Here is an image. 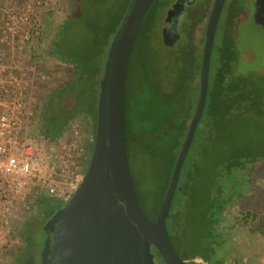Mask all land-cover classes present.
Instances as JSON below:
<instances>
[{"label":"trees","instance_id":"obj_1","mask_svg":"<svg viewBox=\"0 0 264 264\" xmlns=\"http://www.w3.org/2000/svg\"><path fill=\"white\" fill-rule=\"evenodd\" d=\"M157 1L142 23L135 46L144 33H152V29L154 30L162 18L159 11L169 3V0L158 3ZM129 3L130 0H125L119 6L112 23L108 22L107 17L110 12L114 14V7H107L100 17L98 12L91 14V10H81L78 0H69V7H63L67 11L66 15L59 24H56V20L62 9L58 5L37 8L40 17L31 21V39L24 42L27 60L37 67L40 62L45 61L53 66L54 71L51 74L44 72L46 81L38 83V90L33 97L36 122L29 131L33 136L44 140L48 148L61 143L68 126L80 118L85 121L87 136L94 137L98 83L104 68L108 44L113 39ZM153 11L159 16L148 25L146 32H143V25ZM224 13L226 16L219 30L218 24L215 37V41L218 38L220 45H214L211 54L204 110L183 163L166 219L171 245L179 257L187 261L186 264H239L237 260H233V252L225 250L227 233H223V227L224 224H230L229 209L245 203L247 198H250L256 174L264 166V126L260 128L256 124L264 119V71L261 75L257 74L259 69H264V64L258 65L257 71L248 70L249 66L246 65L243 73L238 72L234 33L238 17L241 15V7L235 1L223 9L222 15ZM208 15L209 10L194 17L192 24L185 29L187 37L178 50L166 47H156L154 50L162 84L156 89L152 87L148 96L150 99L166 102L171 109L176 105L181 106L182 111L176 114L173 111L157 115L152 113L153 127L142 133L147 142L150 141L159 149L160 160L164 162L168 174L158 206L151 218L136 190L141 208L151 220H155L158 214L198 102L200 82L195 88L193 82L197 78L200 80L203 50L198 49L194 32L198 24L203 21L206 24ZM102 21L105 24H102ZM72 27L83 31L95 48L81 51L82 49L72 46L73 41L67 36L68 29ZM36 32L39 35L35 36ZM148 38L152 41V34L151 37L148 35ZM35 40H38V43L32 45L30 41ZM92 60L94 63L91 68L89 65ZM128 76L125 123L129 159L128 151L136 134L132 121L131 98L127 90ZM69 102L72 103L70 107ZM252 126L258 129L251 131ZM85 145L90 157L93 142L86 140ZM38 197L34 199L33 205L29 206L30 211L34 208L39 210L42 203L50 214L63 207L47 200L39 201ZM239 214L240 216L235 217L237 224L249 227L251 222L255 221L257 225L253 231L264 234L263 219H258L250 211H241ZM37 225V221L31 217L23 226H16L14 233L23 247L11 256L10 264H28L29 250L35 245L33 235ZM234 226L232 224L230 228ZM155 258L164 264L157 252Z\"/></svg>","mask_w":264,"mask_h":264},{"label":"water","instance_id":"obj_2","mask_svg":"<svg viewBox=\"0 0 264 264\" xmlns=\"http://www.w3.org/2000/svg\"><path fill=\"white\" fill-rule=\"evenodd\" d=\"M156 0H130L108 44L100 75L93 149L83 180L74 196L45 224L36 264H186L174 251L166 219L181 169L201 119L209 83L210 59L225 0H215L208 18L200 68L199 97L168 188L155 220L143 212L129 168L126 150L125 96L129 64L142 23ZM169 10L162 33L171 31ZM177 26V24H175ZM174 28V27H173ZM170 45L169 43H166ZM241 50V49H240ZM258 65L241 58L244 66Z\"/></svg>","mask_w":264,"mask_h":264},{"label":"rangeland","instance_id":"obj_3","mask_svg":"<svg viewBox=\"0 0 264 264\" xmlns=\"http://www.w3.org/2000/svg\"><path fill=\"white\" fill-rule=\"evenodd\" d=\"M161 1L162 0H158L157 3ZM229 1L230 0H227V4ZM45 2L46 0H0V27L1 25L5 24V21L2 20L3 16L7 14L13 15L14 17H16V19L13 21V27L16 33L21 36L24 31H28V26L26 25V22L19 20V18L24 15H30L32 19L35 20V18L40 17L37 8L46 7L48 5H56V7L59 6L62 9L60 10L61 14L59 18H57L56 20V24H59L66 15L67 11H65L63 7H69V0H48L46 6ZM124 2L125 0H78V3L81 5V10H91V14L98 12L99 14H97L100 17L103 16L104 11L107 7H114V14L110 12L107 17L108 22L111 21V23L114 20L115 14L119 10V6ZM184 4H186V0H169L168 5H166L162 10L159 11V13H161L162 15L159 24L154 27V30L152 29V33L151 31H149L150 34L147 35L146 33H144L138 40L135 48L133 49V54L131 56L129 64L127 90L131 98V107L133 112L132 121L134 126V134L136 135L128 151V162L135 189L137 190L139 199L150 218L152 217L158 206L159 198L168 174L164 168V162L160 160L161 158L159 157V149L150 141L147 142L142 137V133L152 129V113L157 115L162 112L173 111L176 114L177 112L182 111L181 106L176 105L171 109L166 102L153 100L148 96L149 90L152 87L156 89L160 84H162L158 71V60L155 56L154 50L156 47L165 48L167 46L162 43L161 28L163 27L162 24L164 18L167 16L166 13H168V9L171 7L170 10H172V8L175 7L179 11V9L182 10ZM227 4L225 3V8H227ZM177 10L174 11V13L171 15V18L177 17ZM152 13H150L152 15H150L151 18L149 16V18L146 19L143 25V32H146L148 25H150L151 22L159 16L158 14L156 16V12L154 11ZM223 20L224 19L222 18L219 23L218 30L221 29ZM101 23L105 24L104 21H102ZM10 25H12V23H10ZM103 26L105 27V25ZM5 28L6 26L3 27V29ZM68 30L69 31H67V36H69V39L73 41L72 46H74L76 49L80 48L82 49L81 51H84L87 48H95V45L92 44L93 42L88 40L89 37L87 38V35L83 31H79L77 29L75 30V28L73 27ZM205 30L206 25L205 21H203L198 25V28L195 32V43L199 50H202L203 48L202 36L204 35ZM151 34L153 36V40L149 41L148 35H150L151 37ZM217 40L218 38H216V41H214L215 46L220 45ZM37 41L38 40H35L33 42L30 41V43L32 45H36L38 43ZM25 43L22 42V39L18 36L14 40V46L21 49L22 54L20 55V57L28 62ZM175 49L176 47L171 50L175 51ZM93 59H95V57ZM93 63L94 60H92V63L91 65H89V67L92 68ZM211 64L213 66V58ZM38 65V69L41 73L48 71V73L51 74V72L54 71L52 69L53 66L45 63V61L40 62ZM263 71L264 69H261L257 72V74L261 75ZM198 82L199 78L195 79V81L193 82L194 88L196 87ZM37 90L38 85L34 84V86L32 87L30 100V106L33 114L30 119L29 129L32 128V126L36 122L33 97L34 94H36ZM70 106H72V103L69 102L68 107ZM77 120L80 121L79 124L81 126L82 140H86L87 133L85 132V121L82 118ZM256 124H258V127L263 128L262 126H264V119L258 121ZM258 127L256 128L252 126L251 131L257 130ZM42 199L47 200L54 205H65V203H60L59 201L46 196H40L39 201L43 202ZM42 202L38 203L41 204ZM42 204L43 205H40L41 208L39 210H36L34 208L33 211L25 213L24 216H21V218H18L15 215L17 218L13 223L14 230L17 225L23 226L31 217L38 223L33 235L35 245L32 249L29 250L28 253V264H36L37 259L41 253L43 228L45 224L56 213L55 212L50 214V212H47L48 209L45 208L46 205L44 203ZM241 211H250L254 215H256L258 219L264 220V166L256 174L250 198H247L245 203L238 204L232 209H229L228 219L230 224H224L223 227V233H227V235L225 236V239L227 240L225 244V250L233 252V260H237L239 264H264V234L262 235L259 232L253 231V228L257 225L255 221H252L249 227H243L237 224L235 217L240 216L239 213ZM232 224L235 226L231 229L230 226H232ZM21 247H23L22 242L20 241V239H18V244H15L8 249L0 250V264H10L12 262L11 256L17 254L19 248ZM195 262L202 263L200 260H195ZM154 264H161L160 261L155 258V253Z\"/></svg>","mask_w":264,"mask_h":264},{"label":"built area","instance_id":"obj_4","mask_svg":"<svg viewBox=\"0 0 264 264\" xmlns=\"http://www.w3.org/2000/svg\"><path fill=\"white\" fill-rule=\"evenodd\" d=\"M15 19L3 16L5 24L0 27V250L18 244L14 220L31 212L36 197L66 204L74 196L91 157L86 140L93 142L88 136L82 140L79 120L68 126L61 143L50 148L30 133L32 87L46 81V76L23 60L21 49L14 46L17 36L22 42L31 39L32 17L19 18L28 26L21 36L13 27Z\"/></svg>","mask_w":264,"mask_h":264},{"label":"flooded vegetation","instance_id":"obj_5","mask_svg":"<svg viewBox=\"0 0 264 264\" xmlns=\"http://www.w3.org/2000/svg\"><path fill=\"white\" fill-rule=\"evenodd\" d=\"M214 1L215 0H186V4H184L182 10L180 9L179 11L177 10L178 11L177 17H174L172 20V23L170 25L171 31L168 33V35L165 38L166 42L164 41L163 38V33H162L163 27L161 28L162 43H164L165 45H167L166 43L170 44L167 45L166 48L174 49L176 47L175 50L181 48L182 41L187 37L185 29H188V27L192 24L195 16L205 14V12L209 10V15L206 20V24H207ZM235 1H237V4L241 7V15L238 17V21H237L238 23L234 33L235 50L238 53L237 64L239 65V60L241 58L240 56L242 50L243 58H245L246 61H248L249 63L254 61L257 63V65L261 66V64H264V0H230L228 4H227V0H225V3L227 4L228 7L231 3ZM224 8L225 7H223V9ZM170 9L171 7L168 9L167 12H169ZM167 14L168 13H166V15ZM225 16L226 14L224 13L222 15V18L224 19ZM166 17L164 18V21ZM220 21L221 20L219 18L218 24L220 23ZM175 24H177V26H175ZM198 25L196 26L195 32L198 28ZM195 32H194V37H195ZM204 37H205V31H204ZM203 47H204V42H203Z\"/></svg>","mask_w":264,"mask_h":264}]
</instances>
